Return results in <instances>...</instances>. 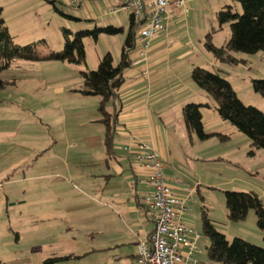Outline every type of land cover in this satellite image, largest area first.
<instances>
[{
	"label": "rangeland",
	"instance_id": "374dc122",
	"mask_svg": "<svg viewBox=\"0 0 264 264\" xmlns=\"http://www.w3.org/2000/svg\"><path fill=\"white\" fill-rule=\"evenodd\" d=\"M18 1L44 5L32 10L25 21L29 36L11 28L16 45L37 43L40 56L63 49L62 29L70 37L108 26L121 32L83 39L85 65L14 60L0 72L4 82L0 88V263L41 264L47 258L71 256L58 264H129L109 257L114 251L104 250L105 235H99L92 223L94 214L99 217L114 209L115 188L125 199L132 197L123 187V178L111 169L113 151L107 153L104 146L99 99L80 92L84 89L81 72L96 70L106 54L114 64L118 62L128 35L129 13L95 21L86 9L61 0H0V6L8 9ZM225 6L241 13L231 0H184L182 28L175 25L167 30L173 43L164 48L188 45L154 64L159 101L148 106L154 122L164 125L169 135L168 146L163 145L164 175L181 185L184 217L190 219L193 235L199 236L192 264H216L206 258L204 246L209 242L201 232L203 214L227 241L237 238L264 249L253 211L242 222H229L224 195L253 192L264 209V150L253 149L245 135L221 120L213 100L191 80L193 68L217 73L244 105L264 114V98L252 86L253 81H264V52L228 53L219 61L204 47L207 35L217 48L228 42L229 25L220 28L216 18ZM185 52L187 56L180 57ZM187 104L201 105L203 130L211 135L206 141L186 131L181 109ZM107 112L113 117L111 103Z\"/></svg>",
	"mask_w": 264,
	"mask_h": 264
},
{
	"label": "trees",
	"instance_id": "16d2710c",
	"mask_svg": "<svg viewBox=\"0 0 264 264\" xmlns=\"http://www.w3.org/2000/svg\"><path fill=\"white\" fill-rule=\"evenodd\" d=\"M240 7L241 13L232 11L231 6H225L216 14L217 23L221 28L228 24L230 37L223 47H215L207 35L205 49L219 61H224L228 53L255 54L264 52V0H231ZM128 35L124 41L119 60L114 64L112 57L106 54L99 61L94 71L81 72L84 89L80 91L85 96H94L99 99L98 112L101 116L105 131L104 146L106 152L111 151L113 129L116 116L107 112V105L113 101L116 92L123 83L124 72L131 67L129 53L133 50V37L136 26L129 15ZM121 29L111 26L95 28L93 31H80L70 37V32L62 29L63 49L60 52H50L40 56L38 44L31 43L24 46L16 45L9 33L0 8V72L9 68L14 60L28 62L62 61L70 65H85L83 39L92 37L97 39L98 34H117ZM192 82L210 97L215 105L217 116L229 122L239 133L245 135L253 149L264 150V114L259 110L244 105L236 96L229 82L217 73H211L201 68L191 71ZM4 82L0 80V88ZM253 90L264 98V81L252 82ZM201 105L187 104L181 109V117L188 134L194 133L198 140L206 141L211 135L205 134L200 113ZM227 219L231 223L245 220L249 211H253L256 226L262 232L264 242V209L261 200L253 192H225ZM202 236L207 238L206 258L209 263L216 264H264V249L246 241L234 238L227 241L225 236L212 225V221L205 214L201 218ZM197 251V249H196ZM194 254V253H193ZM71 256L51 257L41 264H58L71 260ZM2 264V263H0Z\"/></svg>",
	"mask_w": 264,
	"mask_h": 264
},
{
	"label": "crops",
	"instance_id": "0c3cea01",
	"mask_svg": "<svg viewBox=\"0 0 264 264\" xmlns=\"http://www.w3.org/2000/svg\"><path fill=\"white\" fill-rule=\"evenodd\" d=\"M49 1L51 2V0ZM61 1L67 6L69 5L68 0ZM35 3H38V5L35 6ZM35 3H29L28 5L26 2L18 1L12 3L8 9L7 6H0L4 23L11 36L13 35L11 28L18 35L21 34V36L27 37L31 34L24 27L25 21L32 17L33 11L35 12L37 8L44 6L40 1H36ZM28 6H33V8H28ZM117 6V3L113 0H86L76 7V9H86L90 18L97 21L99 18L105 16L126 13L109 14V11ZM6 9L10 10L9 13H12V15L6 12ZM26 10L29 12H26ZM182 16L184 14L179 10L171 9L169 18L163 22L165 24L163 26L164 31H160L151 42L146 63L135 64L136 46L134 45L133 37V50L129 53L131 67L124 72L123 83L111 102V109L116 116L113 132L114 138L111 142V151H113L111 152L112 160H114L115 164L111 169L115 175L123 178V187L129 190L132 200L125 199L121 193V189L115 188L117 195L114 194L112 201L114 209L101 213L99 217L96 216L97 214H94L96 219L92 223H94L95 230L99 235H105L101 243H103L105 251H114L109 256L114 257V262L124 260L128 261V263L130 262L129 264H136L137 242L146 237L153 228L151 217L139 201L148 191V172L134 161V155L137 151L135 144L141 143L147 146V148H151L157 153L163 165L166 162L163 145L167 143L168 146L169 135L164 125H157L154 122V117L150 115L148 106L154 105L159 101L158 94L160 91L157 89L158 85L154 81V74L156 73L154 64L164 59L168 53L184 50L188 45V43H183L174 48H164L165 45L173 43L167 30L175 25L182 28ZM188 53H182L180 57L187 56ZM165 168L166 166H164ZM166 179L172 192L181 196V185L167 177ZM182 219L189 226L190 219L184 217V214ZM206 245L204 246L205 249ZM194 263L198 264L196 261Z\"/></svg>",
	"mask_w": 264,
	"mask_h": 264
},
{
	"label": "built area",
	"instance_id": "2783aa9c",
	"mask_svg": "<svg viewBox=\"0 0 264 264\" xmlns=\"http://www.w3.org/2000/svg\"><path fill=\"white\" fill-rule=\"evenodd\" d=\"M86 0H68L76 8ZM107 1V0H93ZM117 7L109 14L129 13L136 26L134 45L136 63H146L151 42L163 29L171 9L184 14V0H113ZM134 161L148 172V191L140 203L151 217L152 231L136 245V264H190L199 236L193 235L182 217L184 198L172 192L164 175V165L157 153L144 144L136 143ZM195 264V263H193Z\"/></svg>",
	"mask_w": 264,
	"mask_h": 264
}]
</instances>
